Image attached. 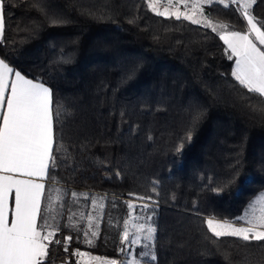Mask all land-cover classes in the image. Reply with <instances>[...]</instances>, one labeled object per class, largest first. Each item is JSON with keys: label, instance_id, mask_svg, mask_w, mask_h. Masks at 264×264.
Listing matches in <instances>:
<instances>
[{"label": "trees", "instance_id": "trees-1", "mask_svg": "<svg viewBox=\"0 0 264 264\" xmlns=\"http://www.w3.org/2000/svg\"><path fill=\"white\" fill-rule=\"evenodd\" d=\"M43 2L67 23L50 25L30 7L31 0H6L0 58L49 87L54 108L58 103L72 113L66 121L61 117L63 129L59 124L55 128L57 135L63 133L60 144L68 149L60 156L71 158V168L61 164L51 171L55 179H47L46 194L52 188L54 196L56 189L63 196L57 204L62 214L52 213L55 220L50 215L49 223L84 228L76 211L87 214L94 195L108 202L95 245L89 248L74 240L69 253L50 245L48 264H75L78 257L70 255L75 249L122 260L119 225L127 216L124 199L133 196L129 193L152 197L146 201L158 229L153 241L158 264H226L219 254L201 255L198 229L209 214L221 219L242 215L264 190V121L242 108L239 95L246 90L233 88L236 82L230 75L221 76L230 73L233 63L224 55L223 41L210 28L155 15L146 0ZM234 9L235 5L226 9L217 4L204 11L209 19L241 30ZM89 11L98 16L103 11V18ZM253 14L264 19V0L254 6ZM133 16L138 19L130 24ZM62 55L70 56V62H60ZM193 106L204 116L191 142L185 140L177 154ZM209 178L211 187L233 182L217 195L206 187ZM73 191L87 193L88 198H75ZM111 201L124 206L109 212ZM69 234L76 235L64 228L56 238ZM223 239L227 243L222 247L232 252L233 262L247 259L256 264L264 255L256 246L260 242L244 247L238 238ZM207 247L215 253L213 245Z\"/></svg>", "mask_w": 264, "mask_h": 264}, {"label": "snow or ice", "instance_id": "snow-or-ice-1", "mask_svg": "<svg viewBox=\"0 0 264 264\" xmlns=\"http://www.w3.org/2000/svg\"><path fill=\"white\" fill-rule=\"evenodd\" d=\"M258 2L259 0H166L162 4L161 0H146L147 8L157 16L187 20L191 24L210 28L219 36V40L226 46L224 55L233 62L230 73H221V76L230 75L236 82L231 85L233 88L238 85L239 89L246 90L240 91L239 95L242 108L252 118L264 121V19L253 14L254 6ZM217 4H222L226 9L235 5L234 13H238L237 22L241 30H235V26L230 23L213 22L204 15L205 5ZM6 6V0H0V37H3L5 29ZM30 7L43 15L52 26L67 23L63 17L49 12L43 0H31ZM87 14L103 18V11L99 16L91 11ZM137 19L133 16L128 22L133 24ZM31 31L32 34L35 33V26ZM153 38L159 40L158 36ZM70 59V56L62 55L60 62L67 63ZM71 115L63 105L56 103L54 108L53 92L49 87L27 78L21 70L0 59V264H48L51 259L50 245L62 246L64 252L69 253L74 240L92 246L98 236L99 223H93L94 217L91 214L87 216V228L82 225L77 227L75 224L49 223L52 213L62 214V211L57 209V204L63 200V196L59 189L55 190L54 196L52 188H48L46 194L45 184L37 182L45 177L55 179L50 175L51 171L61 164L71 168V165L67 164L71 158L65 155L62 159L60 156L61 151L65 154L68 152V149L60 144L63 133L57 135L55 131L57 124L61 129L65 126L61 117L66 121ZM203 116L204 112L199 107L190 108L188 127L184 136L180 137L177 154L182 153L185 140L191 142L192 132ZM148 139L153 138L149 135ZM232 182L230 179L221 186L211 187L212 179L209 178L206 187L219 195ZM13 193L14 207L10 206V196ZM78 195L88 198L87 193L72 192L73 197ZM42 198L46 201L45 204H42ZM91 199L93 205L101 209L104 207L96 197ZM136 199L144 201L152 200V197L137 196ZM193 206L195 207V204ZM148 207L147 203L143 204V208ZM127 208L128 218L124 219L123 231L120 234L121 251H127L131 255L130 248L140 245L142 241L146 242L144 248L148 250L138 249L137 256L158 264V256L151 249L157 227L154 223L136 222L140 219L152 221V216H134L135 205L131 201L127 202ZM84 215L80 213V218L83 219ZM73 218L74 214L69 216V220ZM51 219L54 221L55 215H51ZM40 220L44 222L40 223ZM240 222H244L246 226H237ZM201 225L198 229L203 241L201 255L219 254L226 264H250L247 259L243 262H233L232 252L222 247L227 243L223 238H238L245 242L244 247H249L252 241L260 242L256 246L264 251V191L249 201L242 215L221 219L215 214H209L203 218ZM64 228L75 232L76 235L56 238V234ZM209 244L215 247V253L207 247ZM70 255L78 257L75 264H118L116 259L92 257L79 249L73 250ZM85 256H88L87 261L82 259ZM64 264H68V260H65ZM125 264H142V261L130 259ZM256 264H264V255Z\"/></svg>", "mask_w": 264, "mask_h": 264}, {"label": "rangeland", "instance_id": "rangeland-1", "mask_svg": "<svg viewBox=\"0 0 264 264\" xmlns=\"http://www.w3.org/2000/svg\"><path fill=\"white\" fill-rule=\"evenodd\" d=\"M164 2H166V0H161V3L163 4ZM207 5H205L204 6V8L206 7ZM181 10H183V8H181ZM204 15L206 16V14H205V11H204ZM211 20V19H210ZM213 21V20H212ZM213 22H216V21H213ZM264 191V190H263ZM262 192V191H261ZM260 193V192H259ZM258 193V194H259ZM257 194V195H258ZM256 195V196H257ZM93 197H96L97 199H98V201H99V203H102L104 206L108 203V202H106V199L104 198V197H102L103 199H100L101 198V196H97V195H94ZM136 197L137 196H132V197H128V198H126V199H124V202H125V206H126V208H127V202L128 201H131V202H133V204L135 205V208L133 209V215L134 216H138V217H148V216H152V214H151V212L149 211V209H150V203L148 202V201H146V200H144V201H141V200H138V199H136ZM76 198V197H75ZM144 203H147L148 205H149V207L147 208V209H145V208H143V204ZM110 208H109V212H118L119 210H121L122 208H123V204H119V203H117V202H115V201H111L110 202ZM90 206H91V208L88 210V213L87 214H85L84 215V218L83 219H81L80 218V213H82V211H80V210H77L76 211V216H77V218H79L81 221H82V224L84 223V228H87L88 227V220H87V216H88V214H91L93 217H94V220H93V223L95 224V223H99V224H101V220H99V218H102L103 217V212H104V207L101 209V208H99L98 206H95V205H93V202H92V199L90 200ZM73 207H71L70 206V209L69 208H66V210H68L69 209V212H72V215H70V216H73V213H74V209H72ZM65 209V208H64ZM105 211H106V209H105ZM128 208H127V211H126V213H128ZM127 215V214H126ZM74 217H75V215H74ZM96 217L98 218V219H96ZM128 217L127 216H125L124 218H121L120 219V221H122L121 223H120V225H119V229L121 230L120 232H122L123 231V221H124V219H127ZM74 219V218H73ZM73 219H72V221H73ZM78 219V220H79ZM68 221V220H67ZM137 223H145V222H148V223H153L152 221H146V220H144V219H140V220H137L136 221ZM67 224V223H66ZM237 226H246L245 224H244V222H240L239 224H237ZM50 230V229H49ZM82 233V232H81ZM121 234V233H120ZM120 234H119V236H118V240H119V248H118V251L119 252H121L123 255H124V257H123V259L122 260H118V264H125V262L127 261V260H130V259H140L141 261H142V264H151L150 262H148V261H150V259H146V258H144V257H138L137 256V250L138 249H143V250H145V251H147L148 249H146V248H144V243H146V242H143L142 241V243L140 244V245H138V246H136V247H132V248H130V252H131V255H129L128 254V252L127 251H125V252H122L121 251V244H120V239H121V236H120ZM85 246H87V247H92L93 245H95V239H94V243H93V245L92 246H89V245H87L86 243H83ZM151 249H152V252H154V243L152 242L151 243ZM155 253V252H154ZM89 255V254H88ZM90 256V255H89ZM88 256H85L84 258H82L83 259V261H87L88 260V258H87Z\"/></svg>", "mask_w": 264, "mask_h": 264}, {"label": "crops", "instance_id": "crops-1", "mask_svg": "<svg viewBox=\"0 0 264 264\" xmlns=\"http://www.w3.org/2000/svg\"><path fill=\"white\" fill-rule=\"evenodd\" d=\"M1 38V37H0ZM1 59V58H0ZM11 78V77H10ZM34 82H36V81H34ZM0 121H2V118H0ZM48 179V177H45L44 179H42V180H40V179H38L37 180V182H40V183H44L45 184V188H46V184H47V180ZM10 206H12V207H14V193L12 194V196H10ZM90 256H92V257H98V256H96V255H92V254H89ZM88 258V257H87ZM123 259V258H122ZM117 261H118V259H117Z\"/></svg>", "mask_w": 264, "mask_h": 264}]
</instances>
